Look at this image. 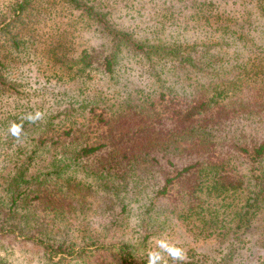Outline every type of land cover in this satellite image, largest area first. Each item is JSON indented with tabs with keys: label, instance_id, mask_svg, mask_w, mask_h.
<instances>
[{
	"label": "trees",
	"instance_id": "trees-1",
	"mask_svg": "<svg viewBox=\"0 0 264 264\" xmlns=\"http://www.w3.org/2000/svg\"><path fill=\"white\" fill-rule=\"evenodd\" d=\"M136 3L0 0V264L4 239L42 264H148L159 240L194 256L186 235L219 257L167 264H248L264 229V0Z\"/></svg>",
	"mask_w": 264,
	"mask_h": 264
},
{
	"label": "rangeland",
	"instance_id": "rangeland-1",
	"mask_svg": "<svg viewBox=\"0 0 264 264\" xmlns=\"http://www.w3.org/2000/svg\"><path fill=\"white\" fill-rule=\"evenodd\" d=\"M127 2H129V9H131L134 8L133 5H137L136 2H139V0H127ZM188 31L191 32L192 30L189 29ZM259 235L262 237V239L258 241L257 237ZM251 237L253 239L252 242L255 243V247L251 248L253 249V253L250 256H247V259L249 260L248 264H251L250 260H254L255 257H257L258 255L259 256H261V254L264 255V229L260 227V222H258L257 226H255L253 230V235H251ZM186 240H187L186 242H188L189 245L195 246L196 253L194 254L195 257L190 255L189 257L187 253L184 251L185 253L184 260L192 259V257H194V258H202L205 261V255L207 256V254L210 255L213 254L216 257H219L218 254L220 249H222V247L220 248L215 247V246H219V243L216 240L210 238L195 240L192 239V237L189 235H186ZM4 243L6 244V247L10 249V250L7 249L8 253L6 254L9 264H42V262H40L41 259L39 257V252L36 246H32L31 244H22V243H19V246L16 245L12 246V244H10L12 243L11 239H8L6 241L4 239ZM0 247H2V245ZM2 250L3 249H1L0 252H3ZM200 254H202L201 257H199ZM104 256L109 257L107 252L96 253L91 260H86L84 264H99L102 262ZM211 260L212 259L210 257H207L205 262L208 263ZM79 262L80 264H83L81 261ZM197 264H201V262H198Z\"/></svg>",
	"mask_w": 264,
	"mask_h": 264
},
{
	"label": "clouds",
	"instance_id": "clouds-1",
	"mask_svg": "<svg viewBox=\"0 0 264 264\" xmlns=\"http://www.w3.org/2000/svg\"><path fill=\"white\" fill-rule=\"evenodd\" d=\"M41 117V113L37 112L35 116H29L28 119L35 122L36 119ZM22 123L18 124L13 122L9 128L10 133L19 137L22 131ZM157 247L160 251H152L148 255V264H167V261L163 258V253L166 252L173 260L182 261L185 258L183 249L169 243L167 240H159Z\"/></svg>",
	"mask_w": 264,
	"mask_h": 264
}]
</instances>
